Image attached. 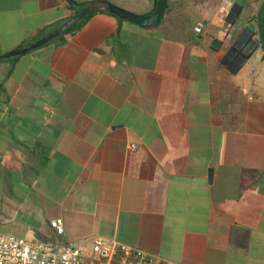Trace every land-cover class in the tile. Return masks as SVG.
<instances>
[{
    "label": "crops",
    "instance_id": "crops-1",
    "mask_svg": "<svg viewBox=\"0 0 264 264\" xmlns=\"http://www.w3.org/2000/svg\"><path fill=\"white\" fill-rule=\"evenodd\" d=\"M109 1L142 15L158 3ZM263 5L168 0L157 25L121 28L99 12L12 61L77 12L68 0H0V232L58 241L50 221L63 217L69 240L264 264ZM240 46L245 57L227 62Z\"/></svg>",
    "mask_w": 264,
    "mask_h": 264
},
{
    "label": "built area",
    "instance_id": "built-area-1",
    "mask_svg": "<svg viewBox=\"0 0 264 264\" xmlns=\"http://www.w3.org/2000/svg\"><path fill=\"white\" fill-rule=\"evenodd\" d=\"M204 27L205 22L198 20L194 29L202 33ZM50 224L60 236L58 241H31L0 232V264H184L104 235L69 240L63 217L51 219Z\"/></svg>",
    "mask_w": 264,
    "mask_h": 264
},
{
    "label": "trees",
    "instance_id": "trees-1",
    "mask_svg": "<svg viewBox=\"0 0 264 264\" xmlns=\"http://www.w3.org/2000/svg\"><path fill=\"white\" fill-rule=\"evenodd\" d=\"M68 1H69L70 5L76 10L77 14L80 13L81 8L86 9L87 10L86 16L75 21L73 24L69 25V22L72 19L71 18L66 23L62 24V27L56 33L47 34L42 39H39L36 42L33 41V43H32V41L24 43L21 45V48L29 47L35 43H40L38 46H40L42 44L53 43V42L58 43V44H63L67 41V37L69 35H72L75 32H77L78 30H80L93 15H95L99 12H106V13H110V14L117 16L119 19V22H120V28H121V24L123 23V21L128 20L123 15L118 14V13H116V12H114L108 8V4L111 3L109 0H91V1H82V2L78 1V0H68ZM157 6H158V3L156 5V7ZM162 20H163V18L161 19V21ZM263 23H264V17H263ZM49 35H53V37L50 40H47V41L41 43ZM262 46L264 47L263 43H262ZM19 56H20V54H16V55L11 56L9 59L14 61Z\"/></svg>",
    "mask_w": 264,
    "mask_h": 264
},
{
    "label": "water",
    "instance_id": "water-1",
    "mask_svg": "<svg viewBox=\"0 0 264 264\" xmlns=\"http://www.w3.org/2000/svg\"><path fill=\"white\" fill-rule=\"evenodd\" d=\"M167 5H168V0H158V6H157L156 10L153 13L146 14V15L137 14V13L132 12V11H130L128 9H125V8H123V7L115 4V3H109L108 4V8L111 9L112 11L118 13V14L123 15L128 20H131L133 22H136V23H138L140 25H143V26H152V25L158 24L161 21V19L163 18L164 14H165L166 9H167ZM234 10H235V8H233V10L230 12V15L233 14V11ZM263 13H264V5L261 7V9L259 11V14H258V17H259V27H260V37H261V41H262V43L264 45ZM86 14H87V10L84 9V8H81L80 13H78L77 15H75L70 20L69 25H71L75 21L83 18L84 16H86ZM52 37H53V35H49L41 43H43V42H45L47 40H50ZM39 44L40 43H35V44H32L31 46L26 47V48L16 49V50L12 51L11 53H8L5 56L11 57V56L16 55V54H21V53L27 52L28 50H30L31 48H34V47L38 46ZM234 49L238 50L236 47H234ZM242 54L245 57L246 54L244 52ZM238 62H240V61H237L234 64L237 65ZM213 174H214V170L213 169H210V180L211 181H212V178H213Z\"/></svg>",
    "mask_w": 264,
    "mask_h": 264
},
{
    "label": "flooded vegetation",
    "instance_id": "flooded-vegetation-1",
    "mask_svg": "<svg viewBox=\"0 0 264 264\" xmlns=\"http://www.w3.org/2000/svg\"><path fill=\"white\" fill-rule=\"evenodd\" d=\"M237 9L234 10L233 14L230 15V18H233L235 16V13H236ZM250 48H243V47H239V50H236V49H230L228 51V55L226 57V61L231 63V64H234L236 63L237 61H241L242 57H243V54L242 52H247Z\"/></svg>",
    "mask_w": 264,
    "mask_h": 264
},
{
    "label": "rangeland",
    "instance_id": "rangeland-1",
    "mask_svg": "<svg viewBox=\"0 0 264 264\" xmlns=\"http://www.w3.org/2000/svg\"><path fill=\"white\" fill-rule=\"evenodd\" d=\"M247 48H249V47L247 46Z\"/></svg>",
    "mask_w": 264,
    "mask_h": 264
}]
</instances>
